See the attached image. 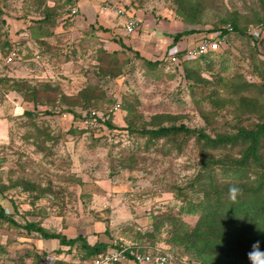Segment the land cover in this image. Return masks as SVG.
Masks as SVG:
<instances>
[{"label": "rangeland", "instance_id": "obj_1", "mask_svg": "<svg viewBox=\"0 0 264 264\" xmlns=\"http://www.w3.org/2000/svg\"><path fill=\"white\" fill-rule=\"evenodd\" d=\"M127 3L143 25L149 14L164 26L163 34L193 30L179 40L199 39L230 20L238 30L221 51L176 64L164 60L166 39L162 50L152 44L150 57L129 46L110 49L103 34L113 33L95 29L97 20H86L77 0H0V264H44L47 255L54 264H81L96 256L84 242L107 236L115 244L168 249L186 264H230L209 251L206 239L182 241L181 232L192 234L206 214L197 206L206 184L222 187L239 175L202 170L199 159L213 152L195 135L158 139L143 130L184 124L214 137L255 128L264 118V0ZM258 26L256 41L246 29ZM92 112L114 129L88 125ZM242 148L228 144L215 154L239 156ZM262 218L229 219L239 221L233 229L249 230ZM29 223L66 241L81 239L45 240ZM222 236H212L210 247L231 252L235 264H264Z\"/></svg>", "mask_w": 264, "mask_h": 264}, {"label": "trees", "instance_id": "obj_2", "mask_svg": "<svg viewBox=\"0 0 264 264\" xmlns=\"http://www.w3.org/2000/svg\"><path fill=\"white\" fill-rule=\"evenodd\" d=\"M196 10V9H195ZM260 23L262 19H258ZM233 30L237 31L238 27L234 20H230ZM193 31V30H190ZM190 31L178 32L173 36V41L178 40L183 34H188ZM247 32V29H246ZM248 34V33H247ZM250 37V35H248ZM251 38V37H250ZM10 49V48H9ZM208 54L204 55L207 56ZM202 56V57H204ZM197 60V59H196ZM151 64L150 62H148ZM154 65V64H153ZM32 97V94H29ZM30 114H32L30 112ZM85 118H88L85 117ZM107 129H114L112 123L107 120H101L97 118ZM144 133L150 134L151 138H163L171 136L176 133H184L188 135H195L199 141L203 142L204 148L212 151L213 153L204 152L202 158L199 159L200 167L205 170L206 173L215 174V169L218 167L230 174H238L239 179L237 182L227 183L225 186L219 187L215 183L206 184L201 190L204 193V201L198 202V207L202 209L204 214L197 222V228L192 234H188L187 231H182V241H189L191 239H206L207 248L210 252L222 257L223 260L235 264L236 258L232 256L231 252H227L226 255L217 252V248L210 247L215 243L214 235H224L226 243H232L238 250L239 246L244 247V254L246 258H264V118L257 123L255 128H242L239 127L234 134L220 133L214 137H210L202 129L188 128L184 124L169 126H160L157 129L143 130ZM239 147L243 145V148L239 152V156H222L221 153L215 154L219 149H223L226 145ZM134 162L135 159H134ZM239 171V172H238ZM208 176V174H206ZM200 180V177L198 178ZM232 188L238 191L235 194V198H232L230 190ZM230 193V194H229ZM229 195L231 196L229 198ZM243 196L244 200L241 198ZM189 202V201H188ZM228 202V205L225 204ZM226 206V207H225ZM0 204V219H5L3 209ZM250 214L258 218L263 216L260 224L249 227V230H236L233 226L239 224V221L231 220L229 218H238L240 215ZM243 224V223H242ZM226 225V226H225ZM28 227H32L33 230L39 232L40 236L49 239H60V244H71L79 241L81 237L73 238L70 241H66V236L62 234H49L44 229L35 226L34 224H28ZM203 227V229H199ZM179 232V231H177ZM109 241L96 242L93 245H89L84 242V246L88 253L95 254L107 251L110 248H120L123 244H115L110 236H107ZM212 239L214 240H210ZM255 253V256L250 255ZM232 259V261H230ZM238 259V258H237ZM240 261V259H238ZM246 264V261L244 262Z\"/></svg>", "mask_w": 264, "mask_h": 264}, {"label": "built area", "instance_id": "obj_3", "mask_svg": "<svg viewBox=\"0 0 264 264\" xmlns=\"http://www.w3.org/2000/svg\"><path fill=\"white\" fill-rule=\"evenodd\" d=\"M129 8L130 6H128L127 0H105L100 7L101 12L114 13L120 17H125V30L128 34H131L138 26V19L130 14ZM257 29L259 30L254 28L247 29V33L252 39L259 41L261 39L259 38L261 35L260 26H258ZM233 31V27L229 23L225 24L222 28L206 31V33L193 45L188 44L187 46H183L177 44L173 49L170 48L165 54L164 60L178 64L181 61L196 60L208 53L219 52L227 47ZM13 55H16L14 50H12L8 58H6L7 63L13 59ZM119 108V103L113 106L114 110H118ZM88 116V118H85V121H88V125L96 127V123H98L99 120H95L97 118L95 113L92 112L91 115ZM44 264H54V259L51 258V256H46L44 258ZM85 264H186V261L176 256L174 252L168 249L126 243L120 248H110L98 254Z\"/></svg>", "mask_w": 264, "mask_h": 264}, {"label": "crops", "instance_id": "obj_4", "mask_svg": "<svg viewBox=\"0 0 264 264\" xmlns=\"http://www.w3.org/2000/svg\"><path fill=\"white\" fill-rule=\"evenodd\" d=\"M104 2L105 0H82V1L77 0V7H78V10L82 12L83 17L86 18V20L90 18L89 22L94 23L97 20L98 24L94 25L95 29H98L99 27L103 26V27H107L108 30H110V32L113 33L114 38L113 37L111 38L112 34L110 35L109 32H107L106 34H103V37L108 38V40L106 41V46H108L110 49H113V50H117L121 48L124 49L123 47L129 46V47H132V49L139 51V53H142L146 57H150V56H153L152 55L154 52L153 45L157 46L158 48H160V50H162V45H159L161 39H164V40L166 39L165 43H168V45L170 46L169 48L171 49H173L174 46H176L177 44H181L183 46H187L188 44L193 45L199 40L198 38L197 39L191 38V40L189 39L179 40L178 39L176 41H173V36L175 34H163V33H166L165 30L163 29L164 26H161L160 23L158 25L155 24L156 25L155 26L154 21L150 19L149 14H146L145 16L143 15L144 17L142 16V18L146 19V22H144V25H143L141 18L132 13L131 7L129 8L130 14L135 16L138 19V26L136 27V30L133 33L128 34L125 30V25H126L125 17H120L114 13L101 12L100 4L103 5ZM128 6H130L129 3H128ZM146 27L155 28L157 31H155V33L153 31L154 34H152L153 36H151L150 33H144L146 32L145 31ZM143 28L144 30H142ZM160 31H161V34L165 36V38H161L160 36H155L156 32H157L156 35H160ZM94 32L98 34L97 30H95ZM203 34L204 33H202V35ZM127 52H130V51H127ZM45 240H50V239H45ZM40 248L43 249L44 247H42V245L36 246L37 251L38 249L41 250ZM43 251H46V249L44 248ZM47 256H50V255H47ZM60 258L63 259L62 257ZM87 261L88 260L83 261L81 264H85Z\"/></svg>", "mask_w": 264, "mask_h": 264}, {"label": "clouds", "instance_id": "obj_5", "mask_svg": "<svg viewBox=\"0 0 264 264\" xmlns=\"http://www.w3.org/2000/svg\"><path fill=\"white\" fill-rule=\"evenodd\" d=\"M237 191H238V190L235 189V188H232V189L230 190L233 199L235 198V194H236ZM250 255L255 256V253H251Z\"/></svg>", "mask_w": 264, "mask_h": 264}]
</instances>
